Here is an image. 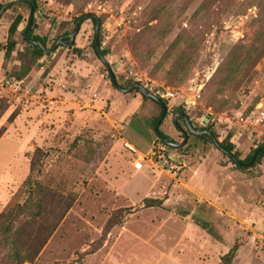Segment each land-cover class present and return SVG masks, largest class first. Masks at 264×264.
Returning a JSON list of instances; mask_svg holds the SVG:
<instances>
[{
	"label": "rangeland",
	"instance_id": "1",
	"mask_svg": "<svg viewBox=\"0 0 264 264\" xmlns=\"http://www.w3.org/2000/svg\"><path fill=\"white\" fill-rule=\"evenodd\" d=\"M14 1L0 0V214L24 202L28 179L75 195L23 264H221L234 243L233 264H264V152L247 163L264 144V0H36L29 29L47 49L77 17L99 18L117 83L166 103L167 140H182L176 109L213 134L189 133L176 148L153 130L152 99L113 86L91 16L70 46L36 57L23 36L29 10ZM225 140L243 165L214 142Z\"/></svg>",
	"mask_w": 264,
	"mask_h": 264
},
{
	"label": "trees",
	"instance_id": "2",
	"mask_svg": "<svg viewBox=\"0 0 264 264\" xmlns=\"http://www.w3.org/2000/svg\"><path fill=\"white\" fill-rule=\"evenodd\" d=\"M26 1L32 6V11H36V0H17L14 1V4L24 5L29 10V5ZM81 16L93 17L92 14H84ZM92 20L95 22L94 18H92ZM20 22L21 16L17 15L9 26V38L4 51L5 58L9 57L14 48L15 40L13 35ZM27 35L33 40L41 42L45 46V37L37 35L31 37L32 32L30 29H28ZM28 42L32 46L35 56L40 57L43 54L42 49L33 41L28 40ZM100 53L103 55L104 51L100 50ZM143 96L145 97V95ZM3 110L5 109H2L0 113L3 112ZM15 115V112L10 113L8 121H11ZM156 121L157 118L154 120V125ZM4 130L5 127L1 126L0 136ZM155 134L157 135L156 132ZM164 137L166 138V136ZM214 142L220 150L231 152L232 157L235 158L236 153L233 152V143L228 140ZM263 152L264 144L258 147L254 161H257ZM41 155V149L36 148L30 162L31 171L36 168L37 163H39L41 159ZM251 157L252 155L248 157V161ZM238 164L243 165L244 163L238 162ZM26 186L28 189V196L24 202L18 203L9 208L6 212L0 214V264H23L24 261L32 262L75 201V195L73 193H58L38 182L32 183L30 179L26 181ZM123 213L124 211L122 209H118L114 213L113 218L108 221L105 228H111L115 224V218L123 216ZM237 247L238 244L234 243L233 246L221 256V264H233L232 260Z\"/></svg>",
	"mask_w": 264,
	"mask_h": 264
},
{
	"label": "water",
	"instance_id": "3",
	"mask_svg": "<svg viewBox=\"0 0 264 264\" xmlns=\"http://www.w3.org/2000/svg\"><path fill=\"white\" fill-rule=\"evenodd\" d=\"M26 3L29 5V19H28L27 26H26V28H25L24 31H23V36H24L25 38H27V39L30 40V41H33L36 45H38V46L42 49L43 53H45V54H49V53L53 52V51H54L59 45H63V46H67V47L71 45V43L74 41L75 35L77 34V32H78V30H79V27H80L81 21H82V19H83L85 16H80L79 18H77L76 21H75V25H74L73 30H72L71 32L67 33L66 35H63V36L58 37V38L56 39V41L54 42V44L52 45V47L49 48V49H47V48H46L41 42H39V41H35V40H33L32 38L28 37V35H27V31H28V29L31 27V22H32V12H33V11H32V6L30 5V3L27 2V1H26ZM92 15H93V17L95 18V24H94V45H95V49H96V51H97V53H98V55H99V58H100V60L102 61V63L108 68L109 76H110V79H111V82H112L113 86H114L118 91L123 92V93H128V92H131L132 90L138 89V90L141 92L142 95H145L146 97H149L150 99L157 101L158 98H157L155 95H153L150 91H148L147 89H145V87H143V86L140 85V84L135 83V84H132V85L129 86V87L124 88V87H121V86L117 83L114 73H113V72L111 71V69L109 68L107 62H106L105 59H104V56L101 55V53H100V45H99V27H100V20H99V18H98L96 15H94V14H92ZM63 37H67V39H63ZM165 111H166V110H165V106H163V110L161 111V113H160V115H159V117H158V119H157V121H156V123H155V125H154V130H155V132L157 133L158 137H159L162 141H164L167 145H169V146H171V147H175V148H176V147H179V146L185 144V142L187 141V133H186L185 129L180 128L181 132L183 133V139H182L181 141H179V142H172V141H168V140H166L165 137H164V135H163V133L159 130V125H160L161 120H162V118H163V116H164V114H165ZM207 118H208V117H206V118L203 119V123L206 122ZM185 119H186V118H185ZM175 125H176V124H175ZM186 125H187V128H188L192 133H194V134H204V133H207V134L211 135V137H213V136H212V133H211L210 131L193 129V128L190 126L188 120H186ZM176 126H177V125H176ZM177 127H178V126H177ZM257 150H258V148L254 151V153H253L251 159L247 162L248 164L251 163V162H253V160L255 159V155H256ZM221 151H223V150H221ZM226 154H227L228 156H232V153H231V152H226ZM232 159H233V161H235V162L238 161L237 158L232 157Z\"/></svg>",
	"mask_w": 264,
	"mask_h": 264
},
{
	"label": "flooded vegetation",
	"instance_id": "4",
	"mask_svg": "<svg viewBox=\"0 0 264 264\" xmlns=\"http://www.w3.org/2000/svg\"><path fill=\"white\" fill-rule=\"evenodd\" d=\"M92 18H94V17H91V20H92ZM95 19V18H94ZM93 21V20H92ZM94 24H95V22H94ZM63 39H67V37H63ZM95 46V45H94ZM95 51H96V49H95ZM96 53H97V51H96ZM97 55H98V53H97ZM99 57V56H98ZM158 98V97H157ZM159 107H160V109H161V111L163 110V106H165V110L167 111V106H166V103H164L160 98H158V100L157 101H155V100H153ZM161 111H160V113H161ZM166 111H165V113H166ZM165 115V114H164ZM164 117V116H163ZM186 118V119H185ZM163 119V118H162ZM186 120H188V122H189V124H190V126L193 128V129H196V128H194L193 126H192V123L189 121V118L187 117V115L185 114V112L183 111V110H180V109H176V110H174L173 111V113H172V123H173V125H174V127L180 132V134L182 135V139H183V133L181 132V130H180V128H183L182 126H180L179 125V121L180 122H183V125H184V127L185 128H183V129H185V131H186V133H187V138H188V134L189 133H192L188 128H187V125H186ZM162 121V120H161ZM178 126H176V125ZM196 130H205V131H210V130H208V129H205V128H202V129H196ZM211 132V131H210ZM212 133V132H211ZM192 134H194V133H192ZM205 135H208L209 137H211V135H209V134H207V133H204ZM195 135H200V134H195ZM212 136H213V134H212ZM166 139V138H165ZM211 139H213V137H211ZM167 140V139H166ZM169 141V140H168ZM164 142V141H163ZM173 142V141H172ZM177 142H179V141H177ZM165 143V142H164ZM223 153H225L226 154V152H224V151H222ZM227 155V154H226ZM229 157H231L232 158V156H229ZM237 162H239V161H237Z\"/></svg>",
	"mask_w": 264,
	"mask_h": 264
}]
</instances>
